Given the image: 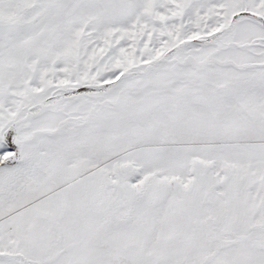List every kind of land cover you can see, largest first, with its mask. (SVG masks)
<instances>
[{
    "label": "snow or ice",
    "instance_id": "6c2138e0",
    "mask_svg": "<svg viewBox=\"0 0 264 264\" xmlns=\"http://www.w3.org/2000/svg\"><path fill=\"white\" fill-rule=\"evenodd\" d=\"M0 264H264V0H0Z\"/></svg>",
    "mask_w": 264,
    "mask_h": 264
}]
</instances>
